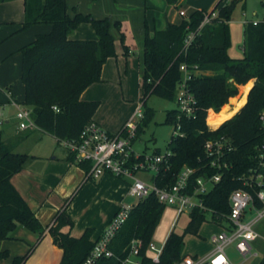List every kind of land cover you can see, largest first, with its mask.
I'll return each instance as SVG.
<instances>
[{"label": "trees", "instance_id": "obj_1", "mask_svg": "<svg viewBox=\"0 0 264 264\" xmlns=\"http://www.w3.org/2000/svg\"><path fill=\"white\" fill-rule=\"evenodd\" d=\"M6 1L11 0H0V3ZM221 1L218 0L215 7ZM239 1L243 0H229L223 4L216 16L203 24L186 53L182 51L184 37L190 30L198 28L206 15L204 10H195L177 23H167L152 35L146 28L143 39L141 102L144 110L136 129L137 136L154 115V110L145 105L148 96L175 101L178 83L182 78L179 69L181 63H186L190 68L192 75L187 84L197 101L194 117L181 115L178 118L176 108L166 111L164 122L173 126L179 122L183 135H171L167 144L171 155L167 164L159 165L154 175L155 185H172L177 173L185 165L194 170L190 176L192 189L196 177L216 172L205 156V141L220 136L231 140L232 149L222 158L229 167L223 169L220 181L208 193L200 195L203 205L213 211L212 219L216 222H221L229 212L230 192L244 187L238 178L258 167L257 147L264 139V124L260 118L261 115L264 117V19L256 24L252 21L245 23L242 57H231L228 53L231 43L228 23ZM23 3L22 29L33 24H49L51 29L48 33L36 35L18 49L21 54L20 81L24 87L22 104L31 109L37 128L56 139L76 138L99 104L97 100H82L80 96L88 86L100 82L103 64L108 57L116 55L111 30L115 28L120 31L121 23L118 20L111 21L108 17L94 18L75 8H72L73 15H70L67 0H23ZM82 22L91 24L95 39L69 38ZM119 34L122 43L124 34ZM193 66H197L196 73ZM250 79H254V83L245 104L219 127L209 129L207 111L212 109L220 113L229 107L226 103L237 94L238 85ZM249 85L246 84L242 91ZM211 114L209 122L207 118L208 124L214 115ZM15 147L16 142L0 140V241L19 240L14 235L18 227L36 233L38 238L44 231L35 213L10 181L29 157L16 152ZM69 155L71 160H75L73 154ZM77 164L85 171L88 169L86 162ZM260 171L264 175V168ZM254 205L261 208L263 202L255 197ZM164 206L153 193L139 199L111 238L109 248L113 256L100 258L95 264H121V260L129 255L133 240L138 241L136 257L140 264H176L186 256L182 253L184 235L198 233L205 221V211L194 207L189 212L182 233L172 230L163 244L158 261L153 262L147 254V247ZM64 224L71 225L72 221L61 214L54 218L48 228L54 244L63 251L60 264H81L95 241L90 240V230H86L79 238L62 233L60 227ZM33 247L34 244L25 254L14 256L11 264H23ZM8 257L7 249L0 250V261ZM259 264H264V253Z\"/></svg>", "mask_w": 264, "mask_h": 264}, {"label": "crops", "instance_id": "obj_2", "mask_svg": "<svg viewBox=\"0 0 264 264\" xmlns=\"http://www.w3.org/2000/svg\"><path fill=\"white\" fill-rule=\"evenodd\" d=\"M99 1H103L102 5ZM180 1L178 0V2ZM214 1L216 0H211L209 3V10L212 9L211 5ZM178 2H174L175 8ZM67 3L70 15H73L72 8H75L76 11L91 14L94 18L108 17L111 21L118 20L121 23L120 31L115 28L111 30L116 55L108 57L103 64L100 82L88 86L80 96L82 100H97L99 104L91 120L97 122L109 133H117L140 102L134 104L132 100L128 99L126 72L129 65L134 64V62L139 65L143 60L145 29L147 28L149 34L152 35L155 30L163 28L167 23L179 22L183 16L175 8L169 9L165 0H67ZM190 8L193 11L205 9L202 6H190ZM179 10L182 9L179 8ZM184 13L186 15L185 11ZM23 20V0L0 3V115L3 116L0 119V140L16 142L15 151L29 156L22 169L15 173L10 181L35 213L44 227V231L38 238L36 233L18 227L14 235L19 240L0 241V250L7 249L9 251V257L1 260L0 264H11L14 256L25 254L32 244L34 247L23 264H60L63 251L54 244L48 231V226L54 222L56 216L62 214L72 221L71 225L64 224L60 227L62 233L79 238L86 230H90V240L96 241L122 204L135 205L139 199L132 200L131 197L133 196L128 194L130 183L128 179L106 173L98 179L85 180V170L75 160H71L70 153L59 144L58 139L53 135L39 128L18 129L15 118L16 105L24 106L22 104L24 87L20 81L21 54L18 49L32 41L36 35L48 33L51 29L49 24H33L22 29ZM254 20L260 21L261 19L251 21ZM246 22L244 20L243 24ZM120 32L124 34L122 43ZM232 36L230 33V42ZM69 38L95 39L96 34L90 23L82 22L72 31ZM228 53L233 58L242 57L243 45L240 47V52L234 53V56L230 53V47ZM141 80L142 78H140V86ZM248 83L250 85L247 91L245 93L242 91L239 97L244 96L241 99L242 104L237 110L235 109L224 117L220 124L232 117L245 104L254 79L238 85V88L241 86L243 88ZM210 112L216 114L219 111L215 112L210 109L206 121ZM12 121L15 122L16 126L13 127L12 132H7ZM207 125L209 124L207 123ZM219 125L216 127L209 126L216 129ZM23 142H26L25 146L19 149ZM141 173L147 174V172ZM154 175H145L146 180L144 181L149 184L154 183ZM256 210V206H250L245 212L244 218L246 220L253 218ZM187 213L189 215L188 211ZM207 213L210 214V219H207ZM179 216L176 213L175 220L167 229L163 244L168 234L172 230L175 231V223ZM208 222L219 227L218 233L228 228L229 225L226 220L214 221L212 213L205 212V221L200 225L198 233L194 235L202 237L200 235L201 227ZM261 222L264 223V215L254 224L255 230L260 236L250 243L249 254L241 255L233 244L226 248V254L232 264H259L264 253V227L262 232L257 229V225ZM187 234L183 238L182 253L197 258L196 251L185 249ZM210 245L212 248L211 242ZM160 247L162 248L163 245ZM230 247H233L237 255L227 251ZM147 254L150 256L152 252L147 250ZM236 256L239 257V261Z\"/></svg>", "mask_w": 264, "mask_h": 264}, {"label": "built area", "instance_id": "obj_3", "mask_svg": "<svg viewBox=\"0 0 264 264\" xmlns=\"http://www.w3.org/2000/svg\"><path fill=\"white\" fill-rule=\"evenodd\" d=\"M179 14L181 16L185 15L182 10L179 11ZM215 16V13L206 14L198 28L190 30L186 34L182 47L184 53H186L188 46L203 24L209 22ZM257 22L259 21H252L253 24ZM179 69L182 72V78L178 83L175 96L176 109L179 112L177 117L179 118L181 115L188 118L194 117L197 101L187 84L192 73L186 63H181ZM193 69L196 73L197 66H193ZM16 108L15 118L17 119L18 129L37 128L32 119L30 108L19 105H16ZM142 108V102L140 101L132 115L117 133H109L97 122L90 119L76 138L58 139V142L74 155L76 162L88 163L85 180L98 179L101 175L107 173L130 180L127 191L129 195L141 199L149 193H153L160 203L174 207L177 215L187 211L190 212L194 207L213 213L211 209L203 205L200 195L208 193L212 186L220 181L223 169L229 167V164L222 161V158L226 152L232 149L231 140L226 136H220L205 141L203 145L205 156L209 159L210 167L216 168V172L209 176L200 175L196 177L192 189H190V176L194 170L185 165L179 170L175 182L170 186L159 187L155 183H146L137 177V173L149 171L157 173L161 163H168L171 150L167 147L164 153L152 154L137 152L133 149V142L137 137L136 129L143 117ZM260 118L264 124L263 115ZM207 126L212 129L209 125ZM182 135L180 124L177 122L174 125L172 136ZM257 153L259 158L258 167L250 169L247 174L240 176L238 179L244 187L232 190L228 196L229 212L225 214L223 220H226L229 225L221 232L210 235L211 252L201 259L186 255L176 264H232L226 254V248L231 244L243 256L250 253V243L260 236L255 230L254 224L264 215V175L260 171L264 168V139L257 147ZM255 197L263 202V206L257 208L253 218L246 220L244 218L245 212L250 206L254 205ZM132 206L131 204H122L118 208L107 228L95 241L93 248L81 264H95L100 258L113 256L109 243L128 218ZM51 225L52 223L48 228ZM137 245L138 241L133 240L130 253L121 260V264H140L136 257ZM161 249V247L157 248L152 242L149 243L147 250L152 252L150 257L153 262L158 261ZM130 255L135 257V260H130Z\"/></svg>", "mask_w": 264, "mask_h": 264}, {"label": "rangeland", "instance_id": "obj_4", "mask_svg": "<svg viewBox=\"0 0 264 264\" xmlns=\"http://www.w3.org/2000/svg\"><path fill=\"white\" fill-rule=\"evenodd\" d=\"M166 1L167 6L169 9L175 8L173 4L174 2H178V0H170ZM229 0H222L220 4L215 7L217 0L212 3V9H208L209 3L211 0H181L176 4V10L180 11L179 8H181L183 11L186 12L185 17L189 16V12H193V9L190 8V6H202L204 11H206V14L209 13H215L217 14L218 9L223 5L226 4ZM103 2V1H102ZM102 2L99 1V3L102 5ZM118 2V1H117ZM98 6V3L96 4ZM215 8V9H214ZM264 17V0H243L239 1L231 16V22L229 23V32L232 33L231 37V45H230V53L232 56L236 52H240V47L243 45L244 40V29L245 24H243V21H251L253 19H261L263 20ZM239 54V53H238ZM142 72H143V60L139 65H137L136 62L134 64H131L127 68V95L128 99L132 100L135 103L138 101H141V97L143 95V90L140 86V78H142ZM242 87V86H241ZM237 87L238 92L234 97H230L228 99V102L226 104H229L228 112L224 114V117L228 116L229 113L237 110V108L242 104L241 99L244 98L240 95L242 93V88ZM248 88L243 90V93L247 91ZM234 99V100H232ZM231 103V104H230ZM146 106L152 108L154 110V115L152 120L148 123L147 126L143 128V130L138 134L137 138L133 142V149L137 152L142 153H152V154H159L160 152L164 153L167 150V144L170 140V137L174 131V126L172 124H167L164 122L165 113L167 110L177 108L175 101H169L166 99H163L161 97L150 95L146 99ZM222 108V107H221ZM233 108V109H232ZM232 109V110H230ZM144 110V107L142 108ZM230 110V112H229ZM222 112V111H221ZM220 112V113H221ZM218 113V114H220ZM211 114V113H210ZM210 114L208 117V122L211 119ZM213 115L212 120L214 119ZM212 116V114H211ZM3 116L0 115V119ZM207 122V123H208ZM16 124L14 121L10 123V127H8L7 132H12L13 127H15ZM14 139H16L14 137ZM26 142H23L19 149H22L25 146ZM28 145V144H27ZM155 173L153 171L147 172L145 175H154ZM145 175L141 172L137 173V177L146 180ZM132 200H136V197H131ZM176 218V210L174 207L165 205V208L163 210L162 216L155 228L153 237H152V243L159 248L161 245H163V239L167 233V229L171 225V223ZM207 219H210V214L207 213ZM188 221V213L183 212L179 218L176 220L175 223V231L176 232H182L186 223ZM264 227V223L261 222L257 225V229L262 232V229ZM218 226L208 222L205 223L200 230V235L202 237H198L194 234H187L185 239V249L187 251L193 250L197 252V258L201 259L204 257V255L210 253L211 251V245L209 241V237L213 233H218ZM229 252H233L235 255H237L233 249V247H230L227 249ZM130 260H135V257L132 255L129 256ZM236 259L239 261V257L236 256Z\"/></svg>", "mask_w": 264, "mask_h": 264}, {"label": "bare ground", "instance_id": "obj_5", "mask_svg": "<svg viewBox=\"0 0 264 264\" xmlns=\"http://www.w3.org/2000/svg\"><path fill=\"white\" fill-rule=\"evenodd\" d=\"M227 112H228V108L225 107L220 114H217L214 116V119L211 121V123L209 125L212 127H216L217 125H219L220 122L222 121V119L224 118V114H226ZM210 113H212V112H210Z\"/></svg>", "mask_w": 264, "mask_h": 264}, {"label": "water", "instance_id": "obj_6", "mask_svg": "<svg viewBox=\"0 0 264 264\" xmlns=\"http://www.w3.org/2000/svg\"><path fill=\"white\" fill-rule=\"evenodd\" d=\"M230 81H232V78H230Z\"/></svg>", "mask_w": 264, "mask_h": 264}]
</instances>
